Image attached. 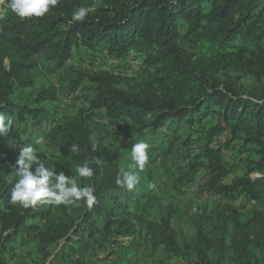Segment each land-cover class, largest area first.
I'll list each match as a JSON object with an SVG mask.
<instances>
[{"label":"trees","instance_id":"16d2710c","mask_svg":"<svg viewBox=\"0 0 264 264\" xmlns=\"http://www.w3.org/2000/svg\"><path fill=\"white\" fill-rule=\"evenodd\" d=\"M6 4L0 3V111L22 129L0 136V264H9L7 256H17L16 250L29 242L45 260L50 247L63 238L74 242L81 254L74 264H264V0H60L45 16L25 19ZM81 6L95 11L83 22L69 24L72 12ZM200 41L216 53L201 57L185 48ZM83 49L101 51L111 60H125L131 50L141 54L144 81L117 77L111 70L75 69L61 85L52 84L51 78L65 68L74 51ZM10 51L16 59L6 67ZM226 62L250 78L248 90L218 75ZM58 89L66 95L80 91L75 99L84 101L78 110L84 120L121 129L131 145L149 142L153 162L140 172L136 187L127 190L115 180L119 167L132 162L131 153L109 155L98 136L93 152V136L78 143L74 129L63 137L47 135L59 161H100L91 165V179L77 180L94 187L96 203L90 209L83 202L72 206V225L47 222L55 205L23 208L9 203L15 181L8 178L14 175L20 147L28 142L19 133L26 131L29 120H52L51 107H60ZM22 96L31 97L36 106L20 102ZM186 126H197L203 135L186 136V149H179L177 131ZM224 133L229 134L228 142L248 154L245 173L229 183L223 180L232 166L223 148L212 146ZM71 144L80 151L70 152ZM171 158L175 163L189 161L181 181L204 171L206 189L215 196L252 200L250 217L243 221L236 207L219 202L209 217L214 215L221 224L222 235H210L204 223L189 234L178 233L172 222L178 211L172 202L160 200L156 183L159 173L174 186L179 182L169 171ZM257 172L259 178L252 176ZM126 238L132 240L123 244ZM108 244L113 248L109 254L92 257L91 249L108 251ZM147 248L152 259L144 263Z\"/></svg>","mask_w":264,"mask_h":264},{"label":"rangeland","instance_id":"374dc122","mask_svg":"<svg viewBox=\"0 0 264 264\" xmlns=\"http://www.w3.org/2000/svg\"><path fill=\"white\" fill-rule=\"evenodd\" d=\"M92 1L96 3L102 2V0ZM185 48L195 52L201 57H207L216 53L215 48L205 41H200L195 47L187 46ZM127 57L131 58L129 55ZM11 59H16V54L13 51H10L4 60L6 67H9ZM120 60L122 61L123 59L112 62V60L107 59L101 51L92 53L85 51L84 49L81 50V52L75 50L74 55L70 58V60L67 61L65 68L59 72V75H54L51 78V82L55 86H58V84L61 85L65 80L64 78L71 77L72 71L75 69H83L90 73L108 69H117L119 71H123L125 69V64ZM133 61L136 64V67L133 66L132 69L129 70L131 71L130 73L135 74V76H132L131 79L134 78L133 80L140 83L142 79L144 81L145 78H142L143 76L140 74L142 71L144 57L139 65L136 62V59ZM218 75L223 79H229L232 82L236 81L238 85H242V87L247 90L250 86V78L247 75L240 76V71H238L237 67L233 63L231 64L230 62H226V64H222V70L218 73ZM117 77L122 76L118 75ZM76 95H80L79 90L78 92H75L71 95H66V93L62 92L61 90H57L56 104H58L60 107H51L50 114L53 115V118L52 120L48 121L51 125L49 132L46 133L44 128H42L43 123H47L45 120H42L43 122L40 121V123L37 122V124H34L32 123V120H29V124L27 122L26 131L24 133H19L28 140L27 143H30L32 138L36 135L44 136L45 143L43 145L36 146L40 158L44 159L47 157L49 160L56 163V169L58 172L63 170L66 176L72 175L73 177H76V167L81 163L71 157H67L66 160L59 161L56 156L58 151L52 149L51 137L47 135H52L55 133L56 136L63 137L74 129L76 138H78V143H83L80 138L86 137L87 135L91 139V136L95 134V136L102 137L104 147L110 151L109 155L114 154V157L116 158L118 154L131 153V144L127 141L124 136V132L121 129L110 128L106 124L99 122L97 119L84 120L81 118L82 115H79L78 110L84 104V101L75 99ZM18 100L20 102L29 104L31 107L36 106L31 97L22 96ZM63 101H65L67 104L65 107H61V103ZM39 120H41V118L37 119V121ZM60 126L66 127V129L60 131ZM15 129H22V127ZM111 129L113 130L111 131ZM171 133L172 132L169 131L167 134L169 135ZM177 133L181 135V138L178 141L179 149H186V145L183 143L186 136L190 135L192 137H196L203 135L202 130L197 126H194L193 128H188L186 126L182 130L177 131ZM165 138L167 137L165 136ZM228 140L229 134L224 133L220 136H217L212 142V146H221L223 148L225 159L232 166V173L223 180L224 183H229L233 179L245 173L246 166L244 160L245 157L248 156L246 152L239 151V147L235 146L234 143L232 144L231 142H228ZM56 147L58 148V146ZM172 159L173 158L168 160L169 171L174 175V177L180 178L179 182L176 184V186H174L168 177H162L159 173V179L156 181V183L162 191V198L160 200L167 203L172 202L178 211L176 216L172 218V222H174L178 233L181 235L184 233L189 234L198 224L204 223L210 235H222V232H220L222 229L220 227L221 224L217 222L214 215L209 217L211 216V213L214 211V209H216V205L219 202L230 203L236 207L239 210L241 219L243 221H246L250 217L251 209L254 207V202L252 200H249L247 197L235 196L230 198H221L219 196H215L211 191L206 189V181L208 176L204 171H199L196 174V178L192 180L184 179L181 181V178L184 177L188 171L189 161L186 160L175 163ZM152 163L150 160L148 161L149 165H152ZM156 164L160 170H163L162 166L160 165L162 164L161 162L159 163V161H157ZM252 176H254V173ZM8 179L10 181H15V174L10 176ZM72 208V206L65 205L55 206L54 208L51 207L47 222L57 225H62L63 223L71 225L73 223L75 224L74 220H76V213L72 210ZM201 216L202 218L200 220ZM207 217L210 218V221L205 220ZM225 232L226 231L223 233ZM70 234L71 232H69V235ZM131 240L132 238H129V240L126 238L123 240V244H127ZM35 248V243L29 242L23 248L16 250L17 256L14 257L8 255V263L13 264L18 261V264H74L75 258L81 256L80 252L75 250L76 246L74 242H68L67 238H63L59 240V242L53 244L50 247L49 254L45 260L41 258L42 255H40ZM108 249L109 250L107 251V248L104 249V247L95 246L90 250V253L94 252L92 257L95 258L104 257L109 254L111 250H113L109 244ZM141 259L144 263H148L152 259L149 248L144 250L143 257Z\"/></svg>","mask_w":264,"mask_h":264},{"label":"clouds","instance_id":"9594fccd","mask_svg":"<svg viewBox=\"0 0 264 264\" xmlns=\"http://www.w3.org/2000/svg\"><path fill=\"white\" fill-rule=\"evenodd\" d=\"M3 3V0H0ZM60 0H7L6 7L17 17L41 18L49 12L50 8H55ZM95 11L91 7H77L71 14L69 24L83 22L90 12ZM3 105H0L2 108ZM15 122L12 118L0 111V136H6L14 131ZM45 138L36 135L32 141L20 147L16 160L17 167L14 170L16 180L12 186L9 203L19 204L23 208L37 205H65L79 206L83 202L89 209L96 203L95 189L92 185L81 186L78 178L91 179L94 175L93 163L95 161L85 160L76 167V177L66 176L64 171H57L56 163L47 157L40 158L36 146L43 145ZM16 146V144L12 145ZM70 152L80 151L77 144L69 145ZM151 144L146 140H140L131 145V163L121 165L118 169L115 183L119 187L132 190L140 182V172L149 161V149ZM97 141L95 134L92 137V151H96ZM262 174L257 172L255 176L259 178Z\"/></svg>","mask_w":264,"mask_h":264},{"label":"built area","instance_id":"2783aa9c","mask_svg":"<svg viewBox=\"0 0 264 264\" xmlns=\"http://www.w3.org/2000/svg\"><path fill=\"white\" fill-rule=\"evenodd\" d=\"M129 56L131 57V58H129V57H127V58H125V60L123 61H121V62H123L124 64H125V69L123 70V71H119V70H111L112 71V73L115 75V76H118V75H120V76H122V77H127V78H131L132 76H135V74L134 73H130L131 71H129V70H131L132 69V67L133 66H135L136 67V64L134 63V59H136V62L138 63V65L140 64V62H142V60H143V57H142V55L141 54H137V53H135L133 50H131L130 51V53H129ZM129 58V59H128ZM142 58V59H141ZM133 59V60H132ZM115 60H112V62H114ZM117 61V60H116ZM109 70V69H108ZM122 72V73H121ZM137 74V73H136ZM67 104H66V102L65 101H63L62 103H61V107H65ZM50 122H47V123H43V127L42 128H44V130L46 131V133L47 132H49L50 131V129H51V125L49 124ZM19 127V125H16L15 126V128H18ZM254 176H255V173H254ZM256 177V176H255Z\"/></svg>","mask_w":264,"mask_h":264}]
</instances>
